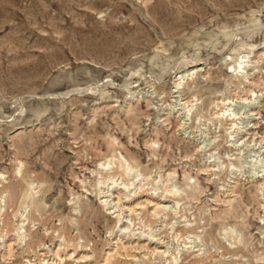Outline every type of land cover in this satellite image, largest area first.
I'll return each mask as SVG.
<instances>
[{
  "label": "rangeland",
  "instance_id": "obj_1",
  "mask_svg": "<svg viewBox=\"0 0 264 264\" xmlns=\"http://www.w3.org/2000/svg\"><path fill=\"white\" fill-rule=\"evenodd\" d=\"M0 264H264V0H0Z\"/></svg>",
  "mask_w": 264,
  "mask_h": 264
},
{
  "label": "bare ground",
  "instance_id": "obj_2",
  "mask_svg": "<svg viewBox=\"0 0 264 264\" xmlns=\"http://www.w3.org/2000/svg\"><path fill=\"white\" fill-rule=\"evenodd\" d=\"M122 162H123V160L121 161V163H122ZM124 164H126V161H125V163H124ZM127 168H131V167L127 166ZM132 169H133V168H132ZM132 169H131V170H132Z\"/></svg>",
  "mask_w": 264,
  "mask_h": 264
}]
</instances>
